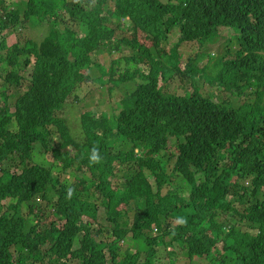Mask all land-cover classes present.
<instances>
[{"label":"trees","instance_id":"obj_1","mask_svg":"<svg viewBox=\"0 0 264 264\" xmlns=\"http://www.w3.org/2000/svg\"><path fill=\"white\" fill-rule=\"evenodd\" d=\"M19 3L0 0V264H156V250L167 244L178 251L165 252L166 264L180 252L191 264H264V94L246 102L238 83L264 80V0ZM29 27L43 28L39 40L8 45L4 30L17 35ZM225 28L237 30L236 56L221 60L209 80L242 90L237 108L197 87L164 93L162 59L190 76L192 69L179 68L176 46L210 44ZM175 29L178 41L168 48ZM127 46L132 53L122 55ZM122 60L135 68L118 69ZM29 66V85L16 95ZM243 67L253 69L244 79ZM117 82L128 89L109 116L67 109L73 94L80 109L78 90L94 97L89 84ZM68 118L79 123L74 132ZM35 145L62 161V177L53 164L31 163ZM68 146L73 155H62ZM94 149L99 163H90ZM11 156L20 171L3 167Z\"/></svg>","mask_w":264,"mask_h":264},{"label":"rangeland","instance_id":"obj_2","mask_svg":"<svg viewBox=\"0 0 264 264\" xmlns=\"http://www.w3.org/2000/svg\"><path fill=\"white\" fill-rule=\"evenodd\" d=\"M6 2L7 3L20 2L18 5L20 6L21 9H23L24 4H22V2L24 3L26 2V0H6ZM93 3L94 1H91L90 6ZM85 5H89V4L85 3ZM70 28L73 29L78 35H80L78 32L79 31L78 26H76L75 23L71 22ZM234 32L235 34H237L236 29H232V30L229 28L221 29L220 35H218L214 39V41H212L210 44H206L204 46H202L198 42H185L181 45H177L176 53L178 56H177L176 61L179 64L180 70H184L186 67H188L189 69H192L193 71L190 76L189 75L186 76L182 74L181 72H173V71L171 72V69L174 68L175 60L172 59L166 62L164 59H162L161 63L164 65L163 69L167 71V75H168L165 77V81H163V88H164L163 92L166 94L183 95L186 92L193 91V89L197 87V90L203 96L211 98L214 102L221 103V104H231L233 107L237 108V105L240 104L242 101L240 98H238L237 94H240L242 90L239 91L235 88L227 89L225 88L224 85L218 84L217 81L209 80V77H213L217 73V72L215 73V69H217L221 65L220 64L221 60H222L221 62H225L228 60L235 59V56H236L235 52L237 51V46L235 44V41L232 39ZM3 34L7 35L6 37H7L8 45H13L16 42L22 44L24 40L28 38L39 40L40 35L43 34V28L33 29L29 27V28H26L25 31L19 32V34L17 35L16 33H10L8 32V30H4ZM169 38L170 39H168L167 47L171 48L177 43L178 38H179V34L177 33L176 29L170 33ZM127 47L128 48H125V51L123 49L122 55H127V54L132 53L131 47L129 46ZM209 54H210V57L208 56ZM112 57L118 58L120 56L113 54ZM92 61L98 64L100 63L109 64L110 63L108 60L104 61L103 58H99L96 56L92 57ZM218 63L219 65H217ZM114 67H116L115 64H114ZM120 67H123V68L127 67L130 70H133L135 68L133 64H127L125 60L124 61L122 60L120 62L118 69H120ZM230 67L231 65H228L224 67L223 69L227 70V69H230ZM223 69L219 71H222ZM5 70H6L5 65L1 64L0 72L4 73ZM31 70H32V67L29 66L22 73L23 79L20 82L16 83L17 85H20V88L16 92V95L17 93L23 92L28 87L29 85L28 78L31 73ZM139 70L147 73V69L144 66H139ZM104 71H106V69ZM252 73H253V69L251 67H243V68H240V71H239V75L243 74V79L245 78V74L251 75ZM89 74L92 77L99 76L96 66H93L90 68ZM115 80H117V78ZM238 83L240 85H245V87L247 88L245 91L242 92V94H240L241 98L245 100L246 102H254L255 101L254 99L256 97L255 96L256 92L257 93L261 92L264 94V80L258 81L256 85L254 81L245 80V79L239 80ZM110 85L112 86L111 95H109V90H108V87ZM89 86H90L91 91L96 92L94 93V97L90 95L87 96V94H85L84 91L78 90L76 92V95H79L80 97L81 96L84 97V99H81L82 101L78 102L81 110L73 102L74 94L71 95V97L67 99V102H66L67 109L69 110L72 109L78 113L83 110L84 111L88 110L92 114L96 115V118H99L100 117L99 115L102 113H107L109 116L111 105H117L118 101L124 97L128 89L127 85H124L121 82H117V84L107 83L103 85L91 83L89 84ZM66 125L69 129L68 130L69 132H74L75 130H77L79 123L78 122L75 123L74 120L70 121L68 118ZM55 136H58V134H55ZM60 142L61 140L59 141V144ZM59 144H57L56 147ZM34 147H35L34 149L35 154L32 155L31 163L40 164V165H44L47 163L48 164L47 167H50L53 164L56 167V169H54L53 172L58 174L59 177H62L63 172L66 169V168L65 169L61 168L62 161L56 160L53 157L51 152L44 153L42 148L39 145H35ZM169 147H170V150H174L172 141L169 142ZM69 148H71L69 153H70V156H72L73 155L72 147L69 146ZM11 158H12L13 163L9 165L6 162V164L3 165V167L8 168L9 172L11 173L20 171L22 169V166L19 163V160L15 156H11ZM120 168H122L123 170L124 165L120 166ZM72 169L73 168L69 167L67 173L69 174L72 171ZM69 178H72V172ZM116 178L121 181V179H123L122 174L118 172ZM173 179L178 180L176 175H174ZM174 180L170 181L169 185L173 186V184L176 183V181ZM64 183L68 186H71L73 184L69 181V179H67V181ZM176 190L178 191L184 190L183 192L179 191L178 192L179 195H186L188 192L187 188L185 189L176 188ZM165 192H166V189L162 191V195H164ZM51 220H54V218L52 216H49L48 218H45L43 222L47 223ZM57 224H58L57 226H60L61 222L60 223L57 222ZM77 244H75V247L77 246ZM134 244L137 245L135 241H134ZM167 247L168 248L165 250V252H167L170 249H174V248L176 252L178 251V248L173 246V244H169V245L167 244ZM165 252L163 251L158 252L156 250V256H155L156 264L157 263L166 264L167 258L165 256ZM46 259L47 261H49L50 257L48 256L46 257ZM141 259H143V257ZM191 262L192 260H190L185 254H181V252H180V256L176 257V264H191ZM196 262L197 263H194V264H206L204 261H201V260L196 261Z\"/></svg>","mask_w":264,"mask_h":264},{"label":"clouds","instance_id":"obj_3","mask_svg":"<svg viewBox=\"0 0 264 264\" xmlns=\"http://www.w3.org/2000/svg\"><path fill=\"white\" fill-rule=\"evenodd\" d=\"M64 148V147H63ZM62 149V148H61ZM62 150H67L66 152L62 151V155L65 154V153H69V151L71 150V148L68 147H65L64 149ZM94 155L90 158V163H99L101 161V157L99 156V152H98V149H94ZM51 259V257H50ZM51 261L54 263V261L51 259Z\"/></svg>","mask_w":264,"mask_h":264}]
</instances>
